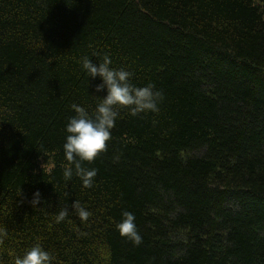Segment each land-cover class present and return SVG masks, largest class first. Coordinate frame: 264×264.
Here are the masks:
<instances>
[{
    "label": "trees",
    "instance_id": "obj_1",
    "mask_svg": "<svg viewBox=\"0 0 264 264\" xmlns=\"http://www.w3.org/2000/svg\"><path fill=\"white\" fill-rule=\"evenodd\" d=\"M105 55L164 98L116 108L85 188L66 125L107 94L81 63ZM0 228V264L37 244L51 264H264V0H0Z\"/></svg>",
    "mask_w": 264,
    "mask_h": 264
},
{
    "label": "clouds",
    "instance_id": "obj_2",
    "mask_svg": "<svg viewBox=\"0 0 264 264\" xmlns=\"http://www.w3.org/2000/svg\"><path fill=\"white\" fill-rule=\"evenodd\" d=\"M81 63L89 77L101 78L102 83L96 85L95 91L101 92L106 89L107 94L103 98L98 97L99 102L92 114L81 106L71 105L75 115L68 119L66 125L68 135L63 145L65 159L71 166L65 167L63 175L65 180H70L75 172V175L81 179L83 187L91 188L97 170L82 167L81 161L91 162L107 150V142L111 139L110 130L115 126L118 117L116 108H127L132 116L149 111L157 113L164 94L160 90H155V86L151 83L144 87L133 85L130 82L132 73L122 68H110L112 62L108 55H105L98 65L93 64L88 57H83ZM65 195L67 196L68 193L66 192ZM40 202V193L36 191L29 203L35 207ZM71 209L81 221H87L92 215L79 201H74ZM68 214V208L60 210L55 216V222L60 223ZM134 221V214L125 211L122 213L121 221L115 224V228L122 237L139 246L143 241ZM6 236L7 229L0 228V245L4 243ZM53 259L49 252L37 244L26 250L22 257L16 256L13 264H51Z\"/></svg>",
    "mask_w": 264,
    "mask_h": 264
}]
</instances>
